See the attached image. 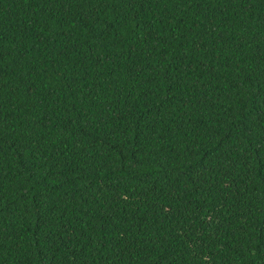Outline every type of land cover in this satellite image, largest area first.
<instances>
[{
    "label": "trees",
    "instance_id": "1",
    "mask_svg": "<svg viewBox=\"0 0 264 264\" xmlns=\"http://www.w3.org/2000/svg\"><path fill=\"white\" fill-rule=\"evenodd\" d=\"M0 264H264V0H0Z\"/></svg>",
    "mask_w": 264,
    "mask_h": 264
}]
</instances>
